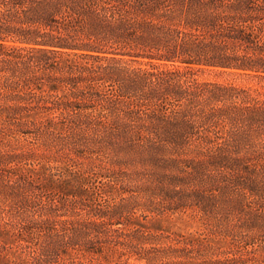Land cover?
Segmentation results:
<instances>
[{"label":"trees","instance_id":"obj_1","mask_svg":"<svg viewBox=\"0 0 264 264\" xmlns=\"http://www.w3.org/2000/svg\"><path fill=\"white\" fill-rule=\"evenodd\" d=\"M132 260L264 264V0H0V264Z\"/></svg>","mask_w":264,"mask_h":264},{"label":"rangeland","instance_id":"obj_2","mask_svg":"<svg viewBox=\"0 0 264 264\" xmlns=\"http://www.w3.org/2000/svg\"><path fill=\"white\" fill-rule=\"evenodd\" d=\"M202 78L218 79V80H231L239 84H253L254 82L244 77H237L234 75H216L214 73H203L200 75ZM130 264H143V262L132 260Z\"/></svg>","mask_w":264,"mask_h":264}]
</instances>
